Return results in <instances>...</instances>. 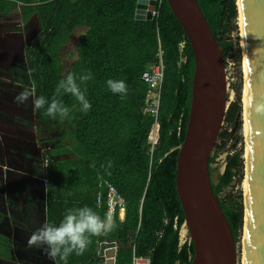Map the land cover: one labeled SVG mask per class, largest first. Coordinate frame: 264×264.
Wrapping results in <instances>:
<instances>
[{"label": "trees", "instance_id": "1", "mask_svg": "<svg viewBox=\"0 0 264 264\" xmlns=\"http://www.w3.org/2000/svg\"><path fill=\"white\" fill-rule=\"evenodd\" d=\"M138 1L0 0V20L20 19V24H25L37 17L38 34L27 50L36 97L51 100L57 83L69 72L80 75L89 70L93 76L86 84L91 103L87 113L79 110V103L71 95L61 97L70 109L66 119L73 131L68 136L74 141L77 158L67 163H56L50 158L46 172L48 213L65 205L64 194L86 189L89 192L83 206L88 203L103 217L105 204L98 206L95 195L100 180L112 183L126 200L124 219L113 216L116 228L91 237L87 250L79 256L70 255L67 264H103L98 245L106 240L117 242L115 264H131L134 254L149 257L151 264H190L194 255L191 239L180 241L184 216L174 185L178 148L190 110L193 54L165 0H154L155 16L151 20L136 18ZM197 3L227 58L233 43L226 34L239 14L237 0ZM80 28L84 33L75 50L78 58L64 75L59 53ZM180 42H184L182 48ZM159 49L164 81L159 143L151 150L148 136L154 119L144 112L148 86L141 76L158 61ZM108 79L125 81L128 92L124 98L109 90ZM240 100L238 96L230 105L225 118L237 129L241 128L236 120L242 113ZM36 111L41 123L60 120L48 117L45 109ZM230 137L228 130L220 133L221 144L214 146L208 174L211 191L219 200L237 243L244 227L243 197L223 199L221 194L243 169V160L240 154L230 156L223 174L211 168Z\"/></svg>", "mask_w": 264, "mask_h": 264}, {"label": "water", "instance_id": "2", "mask_svg": "<svg viewBox=\"0 0 264 264\" xmlns=\"http://www.w3.org/2000/svg\"><path fill=\"white\" fill-rule=\"evenodd\" d=\"M191 47L194 72L183 142L178 148L174 185L194 247L190 264H238L233 231L210 188L208 162L228 112L224 50L197 0H165ZM238 6V4H237ZM154 0H139L136 18L151 20ZM240 29L246 68L244 256L264 264V0H241ZM116 241H103L98 257L114 264Z\"/></svg>", "mask_w": 264, "mask_h": 264}, {"label": "crops", "instance_id": "3", "mask_svg": "<svg viewBox=\"0 0 264 264\" xmlns=\"http://www.w3.org/2000/svg\"><path fill=\"white\" fill-rule=\"evenodd\" d=\"M36 18L23 26L20 19L0 20V264H57L58 257L50 259L40 248L29 246L28 237L45 222L59 223L68 208L82 207L89 192L69 191L63 195L65 205L48 213L37 145H51L50 158L56 163L73 162L77 156L67 119L41 123L33 108L34 97L25 104L13 100L24 87L35 94L27 50L38 34ZM80 30L82 35L84 29ZM72 56V61H62H69L71 67L78 58L77 53Z\"/></svg>", "mask_w": 264, "mask_h": 264}, {"label": "clouds", "instance_id": "4", "mask_svg": "<svg viewBox=\"0 0 264 264\" xmlns=\"http://www.w3.org/2000/svg\"><path fill=\"white\" fill-rule=\"evenodd\" d=\"M93 78L91 71L85 70L82 74L69 72L61 79L53 93L51 100L44 96L35 97L34 89L24 87L13 100L17 104H25L29 97H34L33 108L45 109L48 117L61 120L69 117L70 109L61 97L69 94L79 103V110L87 113L91 103L86 96V84ZM113 94H120L121 98L128 92L124 80L108 79L106 81ZM85 85V87H82ZM116 222L110 213L103 217L90 206L68 208L59 223L45 222L41 227L33 230L28 237V245L40 248L50 259L57 257L67 264L70 255H82L91 243V237L113 231Z\"/></svg>", "mask_w": 264, "mask_h": 264}, {"label": "rangeland", "instance_id": "5", "mask_svg": "<svg viewBox=\"0 0 264 264\" xmlns=\"http://www.w3.org/2000/svg\"><path fill=\"white\" fill-rule=\"evenodd\" d=\"M238 4V0H237ZM239 8V7H238ZM240 14H237L230 24L229 32L226 34L227 39H229L233 44L231 47L230 52L228 53V57L224 58V63L226 67V76H227V84H228V107L232 103L237 101L238 96L240 97V103L242 106V113L240 117L236 120L240 122L241 128L237 129L236 124H228L224 121L221 132L228 130L231 134L230 139L226 142L225 150L223 153L216 158L213 165L211 166L212 169H219V173L223 174L226 166V161L230 156L235 154H240L241 159L243 160V169L237 172V176L234 179V182L228 187L224 192L221 194V198L228 199L229 197H236L239 198L240 196L244 199L245 193V158H246V149H247V142H246V131H245V104H244V61H243V54H242V34L240 29ZM14 25V24H13ZM23 26V24L21 25ZM28 27H25L27 30ZM81 29V28H80ZM78 29L75 31L74 35L72 36L71 41L68 43L66 47L60 53L61 58V72L66 75L68 70L70 69V62L69 61H62L63 60H70L72 61L74 57L72 54L76 53V46L78 43V36L82 33V31ZM14 37V35H13ZM239 50V54L237 52ZM73 57V59H72ZM239 57V60H238ZM72 59V60H71ZM69 64V65H68ZM220 132V133H221ZM216 144H221V140L217 139ZM213 155V153H212ZM180 241H188L190 239L188 230L183 224L180 228ZM236 247V254H237V261L238 264H245V256H244V230H242Z\"/></svg>", "mask_w": 264, "mask_h": 264}, {"label": "built area", "instance_id": "6", "mask_svg": "<svg viewBox=\"0 0 264 264\" xmlns=\"http://www.w3.org/2000/svg\"><path fill=\"white\" fill-rule=\"evenodd\" d=\"M153 16H155V12H153ZM183 44L184 42L179 43L180 48L183 47ZM141 80L148 86L144 112L149 114L154 119V124L148 136V143L151 150H154L159 143L160 126L158 118L162 101V86L164 81V65L162 61V51L160 49L158 53V61L148 67V69L142 74ZM52 148L53 147L51 145H37L38 155L40 157L41 168L43 171L41 180L45 184L48 182L46 172L50 162V151ZM96 200L98 206L105 204L106 213H110L112 216L117 215L119 219L124 218L126 212V200L119 194L112 183L100 180L98 190L96 192ZM104 264H106V259H104ZM131 264H151V259L149 257L137 256L134 254Z\"/></svg>", "mask_w": 264, "mask_h": 264}, {"label": "bare ground", "instance_id": "7", "mask_svg": "<svg viewBox=\"0 0 264 264\" xmlns=\"http://www.w3.org/2000/svg\"><path fill=\"white\" fill-rule=\"evenodd\" d=\"M240 6H241V0H238V7H239V11H240ZM240 13V12H239ZM241 19V18H239ZM241 21V20H239ZM241 26V25H240ZM242 44H243V41H242ZM243 47V45H242ZM244 64V63H243ZM244 76H245V79H244V104H245V120L246 119V104H247V95H246V68H245V64H244ZM246 122V121H245ZM245 131H246V125H245ZM246 142H247V135H246ZM247 149H246V160L248 159V144H247ZM246 186V185H245ZM244 198H245V193H244ZM244 242H245V235H244Z\"/></svg>", "mask_w": 264, "mask_h": 264}]
</instances>
